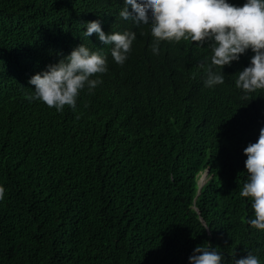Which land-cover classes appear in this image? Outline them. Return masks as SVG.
<instances>
[{
    "label": "trees",
    "instance_id": "obj_1",
    "mask_svg": "<svg viewBox=\"0 0 264 264\" xmlns=\"http://www.w3.org/2000/svg\"><path fill=\"white\" fill-rule=\"evenodd\" d=\"M123 7L0 0V264H190L208 242L229 261L252 251L264 264V230L239 194L243 149L264 127V89L235 85L254 53L206 87L210 41L165 40L153 54L151 25L124 21ZM96 19L136 34L122 66L97 34L81 37ZM80 43L107 55L102 83L75 110L29 100L30 77Z\"/></svg>",
    "mask_w": 264,
    "mask_h": 264
},
{
    "label": "clouds",
    "instance_id": "obj_2",
    "mask_svg": "<svg viewBox=\"0 0 264 264\" xmlns=\"http://www.w3.org/2000/svg\"><path fill=\"white\" fill-rule=\"evenodd\" d=\"M119 16L137 27L151 25L154 39L149 47L153 54H159V45L165 40L191 39L201 46L210 41L212 55L204 81L206 87L223 84L224 66L239 61L241 54L252 50L250 64L237 73L235 85L245 95L264 89V0H245L242 6L236 0H124ZM85 25L81 37L89 39L93 33L97 34L104 45H111V57L122 66L129 58L136 34L106 33L100 19L87 21ZM107 71L103 48L93 50L80 43L30 77L28 82L35 88L27 98L38 99L57 111H63L65 105L75 110L81 90L87 86L93 91L102 83L95 74ZM243 152L247 157V179L239 194L251 201L253 214L248 218L249 225L264 230V127L260 128L258 139L248 143ZM4 191L0 186V199ZM188 260L190 264H260L252 251L241 258L233 256L229 261L210 242L197 245Z\"/></svg>",
    "mask_w": 264,
    "mask_h": 264
},
{
    "label": "water",
    "instance_id": "obj_3",
    "mask_svg": "<svg viewBox=\"0 0 264 264\" xmlns=\"http://www.w3.org/2000/svg\"><path fill=\"white\" fill-rule=\"evenodd\" d=\"M208 174H209V169H207V170L205 171V173L201 176V178H200V180H199V183H200V186H199V192H200L202 186L205 184L206 179H207V177H208Z\"/></svg>",
    "mask_w": 264,
    "mask_h": 264
}]
</instances>
